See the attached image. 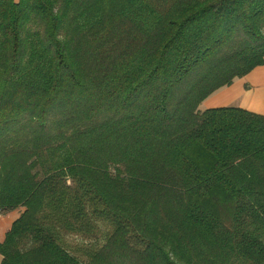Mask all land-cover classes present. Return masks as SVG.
<instances>
[{
    "label": "trees",
    "instance_id": "1",
    "mask_svg": "<svg viewBox=\"0 0 264 264\" xmlns=\"http://www.w3.org/2000/svg\"><path fill=\"white\" fill-rule=\"evenodd\" d=\"M263 65L264 0H0V264H264V115L199 110Z\"/></svg>",
    "mask_w": 264,
    "mask_h": 264
},
{
    "label": "crops",
    "instance_id": "2",
    "mask_svg": "<svg viewBox=\"0 0 264 264\" xmlns=\"http://www.w3.org/2000/svg\"><path fill=\"white\" fill-rule=\"evenodd\" d=\"M261 106V109L259 108ZM238 107L249 112L264 115V65L257 67L248 75L235 80L230 86L223 87L199 106V110ZM21 210L3 213L0 216V243L5 239L12 223L19 217ZM2 256L0 255V262Z\"/></svg>",
    "mask_w": 264,
    "mask_h": 264
},
{
    "label": "rangeland",
    "instance_id": "3",
    "mask_svg": "<svg viewBox=\"0 0 264 264\" xmlns=\"http://www.w3.org/2000/svg\"><path fill=\"white\" fill-rule=\"evenodd\" d=\"M259 108L261 109V106H259ZM96 238H91L89 237V239L84 240L80 237H78L77 235H66L65 236V241L68 244V249L76 254L80 251H84V252H80V254L82 255V259H84V261L89 260V253H94L96 250H98V248L101 246L103 238L101 237L102 233H98L96 232ZM99 245V247L94 250V248ZM94 250V251H93ZM87 251V256L85 255V252ZM115 264H117V262H115ZM121 264H127V263H121Z\"/></svg>",
    "mask_w": 264,
    "mask_h": 264
},
{
    "label": "built area",
    "instance_id": "4",
    "mask_svg": "<svg viewBox=\"0 0 264 264\" xmlns=\"http://www.w3.org/2000/svg\"><path fill=\"white\" fill-rule=\"evenodd\" d=\"M1 214H2V213H1V211H0V216H1Z\"/></svg>",
    "mask_w": 264,
    "mask_h": 264
}]
</instances>
